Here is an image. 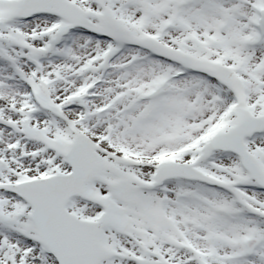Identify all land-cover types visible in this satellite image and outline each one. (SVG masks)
Listing matches in <instances>:
<instances>
[{"label": "snow or ice", "instance_id": "1", "mask_svg": "<svg viewBox=\"0 0 264 264\" xmlns=\"http://www.w3.org/2000/svg\"><path fill=\"white\" fill-rule=\"evenodd\" d=\"M0 264H264V0H0Z\"/></svg>", "mask_w": 264, "mask_h": 264}]
</instances>
